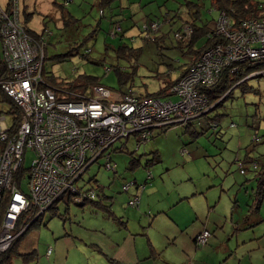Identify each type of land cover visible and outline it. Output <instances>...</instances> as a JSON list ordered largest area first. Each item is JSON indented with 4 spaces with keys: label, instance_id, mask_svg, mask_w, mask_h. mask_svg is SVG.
<instances>
[{
    "label": "rangeland",
    "instance_id": "1",
    "mask_svg": "<svg viewBox=\"0 0 264 264\" xmlns=\"http://www.w3.org/2000/svg\"><path fill=\"white\" fill-rule=\"evenodd\" d=\"M186 1L20 0L19 9L31 31L39 33L46 27L48 32L43 62L47 81L71 82L86 76L117 91L121 85L113 67H127L130 72L135 68V92L157 95L166 74L177 80L190 61L187 38L177 40L173 32L163 38L169 30L180 27V32L184 20L190 18ZM190 1L202 4L198 5L201 20L215 30L220 12L209 0ZM152 22L160 27L149 36L146 27ZM153 35H158L156 41ZM119 46H126L125 54L118 53ZM128 48H135L138 57ZM255 73L206 115L205 119L216 120L217 129L209 122L192 121L190 128L195 135L185 132L184 126L172 125L161 132L155 129L143 144L133 135L116 140L109 151L114 168L107 169L104 158H99L75 181L81 190L100 185L109 197L101 204L123 217L127 229L106 219L105 211L89 204L79 206L64 194L52 209L44 211L38 225L21 237L12 264H122L114 261L112 246L125 234L137 235L140 259L153 245L157 256L151 264H264V215L261 223L253 226L248 211L255 198L258 174L250 162L264 163V76ZM157 96L178 100L176 95ZM3 99L0 95V111L10 127V104ZM254 135L258 138L253 139ZM122 144L125 150L121 152ZM153 153L159 154V162ZM23 158L27 168L34 153L27 151ZM132 158L140 159L136 170L130 168ZM147 160L152 162L145 171L142 166ZM148 171L153 177L150 181H146ZM130 181L146 183L141 190L130 185L128 192H122L123 184ZM21 189L29 192L26 178L21 180ZM136 194L138 205L129 206L128 200ZM179 195L186 198L174 206ZM155 209L164 212L152 221ZM203 230L210 236L199 245L194 237ZM48 247L52 255L47 258ZM30 250L37 251V256L25 263L17 254Z\"/></svg>",
    "mask_w": 264,
    "mask_h": 264
},
{
    "label": "built area",
    "instance_id": "2",
    "mask_svg": "<svg viewBox=\"0 0 264 264\" xmlns=\"http://www.w3.org/2000/svg\"><path fill=\"white\" fill-rule=\"evenodd\" d=\"M2 2L0 95L17 109L19 121L16 123L11 114L12 125L8 127L5 114L0 111V258L30 223L64 194L76 204L97 198L95 190H81L74 183L99 158H104L107 169L114 168L109 151L116 140H127L133 135L140 138L138 144H143L155 129L161 132L172 125L185 126L189 121L204 122L212 106H208L199 88L215 84L232 63L264 65V15L243 20L232 28L220 12L214 35L223 41L204 50L186 74L170 85L168 92L176 95L177 101L140 97L135 90L112 91L103 85L88 86V93L70 90L49 84L43 76L46 27L39 32L41 36L35 37L37 33H29L20 17V0ZM159 27V23L152 22L146 27L148 35ZM181 31L175 34L176 39L188 41L191 27L185 24ZM27 151L33 152L34 158L24 168ZM120 151H124V145ZM238 166L244 173L239 161ZM21 170L18 179L16 174ZM23 178L27 179L29 192L21 189ZM151 178L148 171L146 181ZM145 183L136 185L130 181L123 184L121 191L128 192L130 185L141 190ZM138 203L137 194L127 202L132 207ZM209 236V231L203 230L194 241L203 245ZM50 254L48 247L45 255Z\"/></svg>",
    "mask_w": 264,
    "mask_h": 264
},
{
    "label": "trees",
    "instance_id": "3",
    "mask_svg": "<svg viewBox=\"0 0 264 264\" xmlns=\"http://www.w3.org/2000/svg\"><path fill=\"white\" fill-rule=\"evenodd\" d=\"M209 2L215 10H218L219 12H223V14L230 21L232 28H237L238 25L243 20H246L248 18H259V17L264 15V3H261L259 1H254V0H209ZM185 4H187V6H188L187 11H188L190 18L185 19L183 24L184 25L188 24L192 30L191 37L187 41L188 42L187 43V52H188V54H190V61H188L182 67L183 70H182L179 78H181L183 75L186 74L190 65H192L194 63V61H196L199 58V56L201 55V53L204 50H206V49L214 46L215 44L223 41V39L220 36L214 35L215 30L210 28L208 26V23L201 20L200 15H199L200 14L199 6L200 5L202 6V4L199 5V4L192 2L190 0L186 1ZM168 23L172 24L173 22L170 19L168 21ZM179 30H180V27L173 30V31L169 30V32L164 33L165 37H163V38L168 37L170 32H173V34L179 33L178 32ZM28 31L31 34L35 33L33 31H31L29 28H28ZM37 35H39V34L37 33L34 36L36 37ZM152 38H154V41H156L158 39V35H153ZM202 39H204L203 43L201 44V46L199 48L196 49L195 48L196 44ZM125 49H126V46H119L117 48V50H119L118 53H120V54H125V51H124ZM128 50H132L130 52L131 54L137 55V53H138L135 51V48L134 49L128 48ZM137 57H138V55H137ZM233 68L234 67L232 65L225 68L223 70V72L221 73L217 82L215 84H213L212 86H209L206 88H199V90L205 94V96L207 98L208 106H212L211 110L213 109V107H216L217 105H219L222 102V100L224 98H226L228 96V94L233 90V88L244 84L247 80L246 77L250 73L256 71L257 73H255L254 75L264 76V71H262L263 73L260 72L262 69H264V65H260V66L253 65V64H251L249 66L239 65L236 67L235 70H233ZM126 69H127V67L121 68L119 66L113 67V69H112V71L117 73V81L121 85L120 89H118V90H120L122 92H125L127 90H135L133 88V81H134L136 69L132 68V70L134 72L133 71L130 72L131 69L130 70H128V69L126 70ZM121 70H124L125 72L121 71ZM166 75H167L166 78L163 79V85L159 89L157 95L163 94V96L169 97L171 94L168 92V89H169L170 85L173 82H175L176 80L173 81V80H171V77H169V74H166ZM43 76H44V74H43ZM44 78H45V76H44ZM48 83L58 85V86L63 85L70 90L83 91V92H85L86 89L88 88V86H90V85H101L97 82L96 79L86 77V76H82L81 78H78L75 81H71V82H66L63 80H58V81L52 82L51 80L48 79ZM122 86H123V88H122ZM138 95L140 97H157V98H160L157 95L143 94V93H139V92H138ZM2 97L4 98L3 100H6L7 102H9V104H10L9 113L15 115L13 117V119H15V121L17 123L19 121L17 109H15L13 107V104L11 103V101L7 97H5L4 95H2ZM65 98L70 99L72 97H65ZM204 120H205L204 122L200 121V123L203 124V123L209 122L211 124L212 128H213V125H215V127H216L215 129H217L218 124L215 122L216 120H211L209 118H206ZM190 127H192L191 124L185 125L184 126L185 132H190V133L194 134L195 130H192ZM150 163L151 162H149V160H148L147 163L145 164V166H150ZM254 163L256 164L255 167H253ZM250 164H251L252 170L258 171V174H256V176H255L256 181H257V187H256V191L254 192L255 198L253 200V203H254L253 205L256 208L264 200V163L263 162L260 163V161H257V160H252L250 162ZM17 174H16V178L19 179L21 174H22V170L18 171ZM90 181H94V180H90ZM91 189L95 190L97 198L94 200H89L87 202H83V204H81V205L78 204V205L84 206L85 204H89L90 206H93L96 208H101L102 211H105V213H109L111 215L109 207H105L101 204V202L103 200L102 198L107 199L105 194H103V188L100 185H97L96 187H90V188H86L84 190H91ZM52 208H53V206L50 207V209H52ZM38 223H39V219L32 221L30 223L29 227L26 228L25 231L22 232L13 241V243L11 244L9 249L1 256L0 264H12V262H11L12 261V255H13V253H15L17 251V246H18V243H19L21 237L31 227L37 226ZM17 255L23 257L25 263L28 262L29 259H33L36 256L33 253L26 254V255H19V254H17Z\"/></svg>",
    "mask_w": 264,
    "mask_h": 264
},
{
    "label": "crops",
    "instance_id": "4",
    "mask_svg": "<svg viewBox=\"0 0 264 264\" xmlns=\"http://www.w3.org/2000/svg\"><path fill=\"white\" fill-rule=\"evenodd\" d=\"M198 4L200 5V2L199 1H198ZM182 70H181V72H182ZM181 72H180V74H181ZM122 145H124V150H125V144H122ZM119 151H120V149H119ZM153 155L155 156V159H154L155 162H159V154L153 153ZM147 161H146V163H147ZM140 163H141L140 162V159H134V158H132V161H131V164H130L131 170H136L138 167H140ZM149 167L150 166H145V165L142 166V168L145 169V171L148 170ZM103 194H104V192H103ZM107 198H109V197H107ZM183 198H186V197H180V195H179L176 198L177 200L175 199L176 201L173 203V205L175 206L176 204L180 203V201L184 200ZM102 199H105V198H102ZM263 203H264V200L256 208L253 205L254 203H251V207H250V209L248 211L250 213V217H252L254 219V221L251 222V223H253L252 224L253 226H254L255 223L256 224L257 223H261V218L260 217L262 215H264V205H263ZM156 204L163 206V204L161 203V201H157ZM91 207L92 208H96V207H93V206H91ZM96 209L102 210L101 208H96ZM163 212H164V209H155L153 211V213L151 214L154 217V218L151 217V219L153 218L152 221L155 220V218H156V216L158 214H161ZM110 213H111V215L109 213H106V215H107L106 216V219H110V220H112L114 222H117V224H119L122 228L127 229L126 221L123 219V217H118V216H116L112 212H110ZM246 219H248V216L246 217ZM136 236H137L136 234H130V235H126L125 234V237L121 241H115V244H114V241H113L112 253H113V256H114V261H116L118 263H122V264H139V261H144V263H141V264H151V260L154 258V256H157L156 249L151 244L150 252L148 253V255H144L143 258L140 259V255H139V253L137 251V248H136ZM98 251L100 252L101 250L99 249ZM30 253H33V254H35L37 256V251H35V250H30L28 252H22V253H18V254L19 255H26V254H30ZM51 255H52V253L50 254V256ZM148 259H150V260L148 261Z\"/></svg>",
    "mask_w": 264,
    "mask_h": 264
},
{
    "label": "bare ground",
    "instance_id": "5",
    "mask_svg": "<svg viewBox=\"0 0 264 264\" xmlns=\"http://www.w3.org/2000/svg\"><path fill=\"white\" fill-rule=\"evenodd\" d=\"M39 35H37L36 37H38V36H41L42 34L41 33H38ZM232 66L234 67L233 68V70H235L236 69V67L237 66H239V64L238 63H232ZM192 121H189V123L188 124H190ZM83 204V203H82ZM81 205V204H80Z\"/></svg>",
    "mask_w": 264,
    "mask_h": 264
}]
</instances>
